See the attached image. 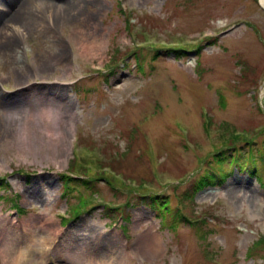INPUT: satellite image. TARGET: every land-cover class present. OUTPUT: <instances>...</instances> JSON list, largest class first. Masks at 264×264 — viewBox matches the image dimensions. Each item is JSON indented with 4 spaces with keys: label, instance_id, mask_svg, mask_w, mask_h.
Instances as JSON below:
<instances>
[{
    "label": "rangeland",
    "instance_id": "rangeland-1",
    "mask_svg": "<svg viewBox=\"0 0 264 264\" xmlns=\"http://www.w3.org/2000/svg\"><path fill=\"white\" fill-rule=\"evenodd\" d=\"M6 6L0 42L27 35L0 46V264H264V208L249 191L264 197V0ZM31 15L39 28L20 22ZM81 39L99 40L95 58ZM56 102L75 107L74 142L42 157L27 140H56L36 132ZM14 108L33 115L8 119ZM207 168L229 176L196 191ZM237 179L251 184L232 199ZM156 194L162 216L143 199Z\"/></svg>",
    "mask_w": 264,
    "mask_h": 264
},
{
    "label": "bare ground",
    "instance_id": "bare-ground-1",
    "mask_svg": "<svg viewBox=\"0 0 264 264\" xmlns=\"http://www.w3.org/2000/svg\"><path fill=\"white\" fill-rule=\"evenodd\" d=\"M14 1V0H13ZM37 1H44V0H37ZM59 1V0H57ZM18 2V0H17ZM10 6L12 7L13 3H11V1H9ZM14 11H16V8L13 7L11 9H9V11L7 13L5 12H0V16H3L4 18H6V20L4 21V24H2L1 28L2 31L6 29V27L8 26V21L9 19L7 18V16L11 13H13ZM17 13V12H16ZM8 14V15H7ZM32 16V20L30 19H26V18H19L20 22L22 21V23H24L25 25H27L29 28L31 29H36V27L39 28L38 24H39V18L36 15H31ZM49 17L51 18V15H49ZM53 21L52 19H50V22ZM42 33H48L46 30H44L43 28H40ZM5 33L2 32V34L0 33V37H2ZM7 35L4 36V38L6 37L7 40L5 42H3V40L0 42V46L2 48L8 49L9 46L14 47L17 45V43L15 42L16 37H18L20 35V37H26V33L23 30H17V32L15 34H11V33H6ZM47 37H51L50 35H46ZM16 35V36H15ZM79 44L82 46V54H84V57H88L89 59H93L95 58L94 53L97 51V49H99L101 47V43L99 42V40H91V39H81V41L79 42ZM87 58V59H88ZM13 112H7V117L8 119H11L13 117H17L18 115L22 118L26 117V114H29L30 116L33 115V110L31 109L29 112L28 108H21L19 110H17L16 108H14L12 110ZM75 107L70 106L67 103H62V102H56L54 104H51L50 106L45 108V112H46V119L47 120H53L54 124L53 125H46V124H40L37 127L36 132L38 131H42L44 136H56V140L49 142V145L47 147V149L44 148L45 144H44V140L43 139H37L39 145H33V143L29 142L27 140V145L30 143V145L28 146L30 148V151L33 152L34 154H39L40 156L43 157V152H46L47 155L46 156H50L51 158H61L63 156H65L67 154V152L71 149V145L74 142L73 138L75 137L73 135V128L74 125L76 123L75 120ZM32 113V114H31ZM19 117V118H20ZM21 133H23V135L26 134V132H30V136L32 135L31 130L29 128H21L19 130ZM25 137V136H24ZM26 139V137H25ZM36 150H34V148ZM251 183H249L248 181H244L241 179H237L234 182L231 183V185L227 186V191L229 196L233 199L235 198V194H237V192H239L241 189L247 188L250 186ZM250 197H251V202L253 203L254 206H257L259 208H264V197L263 195L257 191L256 188H251L250 190ZM214 194V191L211 189H208L206 191H204L202 193V196L204 197H208ZM151 231V230H150ZM44 234V233H43ZM152 234V233H151ZM159 244H162L161 241L158 240V236L152 234L150 235V232L148 234V236L146 237V247L149 249L150 253L152 256H155L156 253H159ZM26 251V249H25ZM21 256V253L19 254ZM97 261L99 262V259H97ZM101 261V260H100Z\"/></svg>",
    "mask_w": 264,
    "mask_h": 264
},
{
    "label": "trees",
    "instance_id": "trees-1",
    "mask_svg": "<svg viewBox=\"0 0 264 264\" xmlns=\"http://www.w3.org/2000/svg\"><path fill=\"white\" fill-rule=\"evenodd\" d=\"M251 151V155H252ZM248 154V153H247ZM247 154H244L247 155ZM243 153H237L234 156H228L229 158H232L233 160H237V162H239V160L242 158ZM246 157V156H245ZM227 158V157H226ZM218 160V157H214V160L212 159L211 161H209V166L213 163H215ZM224 173H222L223 175L221 177H218L215 173H213L209 168H207L202 174L201 176L196 180V184L194 186V189L197 191L199 189H203L207 186H214L216 185L217 182L222 183L223 181H225L227 179V176H229L227 174V171L225 172L224 168L221 169ZM252 171H255V167H253ZM161 198H163L160 195H148V196H144L143 199H148V201L146 202L152 209L154 210H159L161 212V216L164 214V211L167 209L164 205L163 201H160Z\"/></svg>",
    "mask_w": 264,
    "mask_h": 264
}]
</instances>
